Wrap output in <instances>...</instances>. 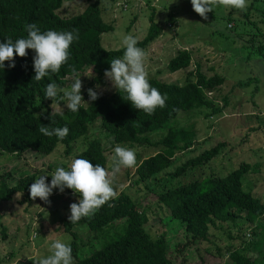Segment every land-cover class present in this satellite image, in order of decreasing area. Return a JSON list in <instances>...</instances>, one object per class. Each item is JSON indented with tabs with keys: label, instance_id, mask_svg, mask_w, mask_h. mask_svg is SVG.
I'll return each instance as SVG.
<instances>
[{
	"label": "trees",
	"instance_id": "1",
	"mask_svg": "<svg viewBox=\"0 0 264 264\" xmlns=\"http://www.w3.org/2000/svg\"><path fill=\"white\" fill-rule=\"evenodd\" d=\"M89 1L81 13L63 17L59 11L65 0H0V42L9 38L13 42L26 38L27 24H36L41 32L78 30L79 34V39L70 46L68 62L58 73H50L42 81L33 79L35 53L32 50H28L25 58L15 57V68L9 67L12 62L6 61L4 69H0V153L14 155L17 159L33 153L45 159L58 146H63V157L69 159L66 165L60 167L70 170L71 162L78 158L88 159L93 166L100 164L107 168L108 156L101 140L102 134L112 137V144L116 145L154 146L156 153L137 164L133 185L147 187L158 204L168 209L174 221L184 225L192 242L214 245L213 230H223L228 224L238 226L239 222L251 226L257 241L250 245L248 253L249 248L245 245L243 248L231 246L226 250L229 261L225 264H261V259L250 257L251 249L253 255L255 251L260 252L258 242H264V201L254 192L246 190L244 185L252 165L243 163L224 177L209 171L211 163L222 154L225 142L177 165L172 178L179 179V183L163 186L162 190L148 188L160 174L170 170L178 155L193 151L197 145L194 126L169 127L171 121L178 119L181 112L195 113L208 109L211 113L206 116L211 117L222 111L209 99L208 93L225 83L223 76L208 77L198 64L183 85L148 78L151 86L167 97L166 106L157 108L152 115L135 109L117 90L109 94L98 93L99 99L90 101L87 91L93 85L90 84L82 93L85 102L78 112L66 109L55 112L52 117L53 101L45 98L47 84L55 82L58 89L70 90L76 79L73 69L79 76L87 69H93L95 82L103 85L104 73L110 70V61L122 57L125 51L124 47L118 50L103 47V34L114 31L115 27L104 19L102 0ZM231 10L227 22L235 26L230 29L248 26L244 28L245 31L249 29L247 43L254 53L264 54V0H247L246 9L237 10L238 14ZM210 17L214 16L210 14ZM197 18L207 21L200 16ZM161 32L162 28L153 22L147 36L138 41L137 46L146 48L161 36ZM192 62V52L183 49L170 60L168 69L171 73L187 70ZM66 103L63 92L58 91L53 105ZM96 125H100V131H96ZM41 126L50 129L68 127L69 133L59 140L55 135L48 137L40 133L38 129ZM153 136L159 139L154 140ZM76 145L78 148L75 151ZM52 168V165L48 166L49 170ZM6 170L0 163V205L12 202L16 196H22V202L31 204L33 200L29 189L38 174L26 172L16 180L13 172ZM69 215L62 219V224L64 233L71 236L73 264H173L168 255L167 235L152 236L147 229L149 212L136 202L130 190H122L94 215L82 218L77 224L70 223ZM2 219L0 209V224ZM120 223H123V230ZM114 226L118 227V232L103 239L100 248L87 256L79 255L78 227L104 234ZM2 232L4 238L7 237L6 230ZM217 250L221 252L219 247Z\"/></svg>",
	"mask_w": 264,
	"mask_h": 264
},
{
	"label": "rangeland",
	"instance_id": "2",
	"mask_svg": "<svg viewBox=\"0 0 264 264\" xmlns=\"http://www.w3.org/2000/svg\"><path fill=\"white\" fill-rule=\"evenodd\" d=\"M89 2L65 0L59 13L63 17L77 15L85 10ZM102 9L106 22L115 27L114 31L102 36V45L107 50L123 48V37L129 34L142 41L153 22L162 28L161 36L143 48L147 53L148 78L183 85L199 64L206 76L221 75L226 79L217 90L208 93L209 99L222 109L221 112L211 117L206 116L211 113L208 109L195 113L181 112L178 119L171 121L169 127L194 126L197 145L193 151L178 155L170 170L160 174L148 188L162 190L163 186L179 183V179L172 178L177 165L199 155L205 149L225 142L222 154L211 163L209 171L224 177L243 163L252 165L250 173L247 178L245 177L246 180L244 179L245 189L254 192L264 201V54L256 51L254 53V49L247 43L246 34L249 29L245 31L244 28L248 26L230 29L235 24H228L227 17L231 8L225 7H217L208 13L214 17L208 18L206 22L197 20L199 15L194 12L191 0H102ZM232 10L238 14L237 9ZM183 49L192 52V66L187 70L171 73L168 63ZM80 77L81 95L90 84H93L91 88L97 90L99 94H109L115 90L106 78L105 84L96 83L94 80L96 73L93 69H87ZM97 85L100 86L99 89ZM65 105H52V108L55 112H62L67 109ZM95 127L96 131L101 130L100 125ZM105 136L101 135L108 156L106 169L110 170V157L114 154L116 146L135 151V166L122 169L113 187L117 195L122 190H130L136 202L148 210L150 220L147 229L154 237L167 235L168 255L173 264H225L229 261L226 250L228 251L231 246L243 248L245 245V248H249L246 251L248 253L250 245L257 241V236H253V228L244 222H239L238 226L228 224L220 231L213 230L214 245L192 242L184 225L174 221L168 209L158 204L156 197L147 187L133 185L137 164L154 155L156 147L116 145L112 144V137ZM152 138L159 139L156 136ZM60 147L58 146L57 150L45 159L38 158L39 156L33 153L24 154L18 159L14 155L0 153V163L7 168V172L10 170L13 172L16 180L23 173L29 172L38 174L37 179L40 176H47V182L50 184L52 172L68 163L69 157L67 159L63 157L65 150L64 147ZM77 148L78 145L74 150ZM49 165L53 167L51 170L48 169ZM121 185L123 187H120ZM49 200L50 204H46L37 198L28 204L22 202V196H16L12 202L0 205L3 214L0 224V264H36L39 259L51 254L50 246L57 239L70 246L71 236L64 233L62 219L70 214V205L78 203L79 196L71 189H65L63 193L54 189ZM78 228L80 229L76 231L80 234L78 245L81 256H87L100 248L103 239L118 232L117 226L110 227L104 234ZM3 229L7 234L5 238ZM230 234L233 235V239ZM258 244L260 252L255 251L253 255L251 249L250 257L261 259V264H264V242ZM218 247L221 252H218Z\"/></svg>",
	"mask_w": 264,
	"mask_h": 264
},
{
	"label": "clouds",
	"instance_id": "3",
	"mask_svg": "<svg viewBox=\"0 0 264 264\" xmlns=\"http://www.w3.org/2000/svg\"><path fill=\"white\" fill-rule=\"evenodd\" d=\"M191 4L195 13L208 20V13L213 12L217 7L245 10L247 0H191ZM25 31L26 38H19L15 42L9 38L6 42H0V69H4L6 61L12 62L9 67L15 68V57L18 55L25 58L28 50H32L35 53L33 79L37 82L42 81L50 73L60 71L69 60L70 46L74 40L79 39L78 30L41 32L36 24H27ZM137 44L138 40L133 35L124 36L123 56L112 59L110 70H106L104 75L113 89L124 94L122 96L124 100L130 102L135 109L152 115L157 108L163 109L166 106L167 97L151 86L146 71L147 53ZM72 71L76 79L70 90L58 89L57 84L52 82L46 86L45 98L52 100L53 105L58 91H62L63 98L67 101L65 107L75 113L79 111L85 100L81 95V77L75 69ZM99 87L97 85V89ZM87 91L90 101L99 99L97 90L89 88ZM55 114L54 110L52 117ZM38 131L44 136L55 135L59 140H63L68 135L69 128L50 129L48 126H41ZM135 164V151L121 146H116L114 154L110 157V170L100 164L93 166L88 159H74L70 164V170L58 167L52 172L50 184L47 182V176L36 179L29 189L30 198L33 201L39 198L44 203L50 204L49 197L54 189H58L61 193L65 189H71L79 196V201L70 205L68 220L71 224H77L82 218L94 215L117 196V191L113 187L117 175L122 169L132 168ZM50 253L46 258L39 259L36 264H73L72 248L59 239L51 244Z\"/></svg>",
	"mask_w": 264,
	"mask_h": 264
},
{
	"label": "built area",
	"instance_id": "4",
	"mask_svg": "<svg viewBox=\"0 0 264 264\" xmlns=\"http://www.w3.org/2000/svg\"><path fill=\"white\" fill-rule=\"evenodd\" d=\"M249 236V235H248Z\"/></svg>",
	"mask_w": 264,
	"mask_h": 264
}]
</instances>
